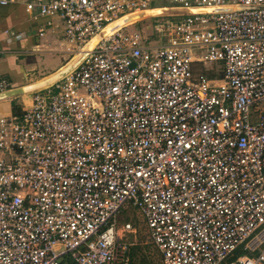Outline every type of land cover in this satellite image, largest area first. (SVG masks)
I'll return each instance as SVG.
<instances>
[{"label":"built area","instance_id":"1","mask_svg":"<svg viewBox=\"0 0 264 264\" xmlns=\"http://www.w3.org/2000/svg\"><path fill=\"white\" fill-rule=\"evenodd\" d=\"M162 1L226 9L122 26L0 115V264H134L129 208L161 264H264V0ZM152 2L25 9L59 18L69 57Z\"/></svg>","mask_w":264,"mask_h":264},{"label":"crops","instance_id":"2","mask_svg":"<svg viewBox=\"0 0 264 264\" xmlns=\"http://www.w3.org/2000/svg\"><path fill=\"white\" fill-rule=\"evenodd\" d=\"M35 1L39 0H11L0 5V77L11 83L10 89L42 81L74 59L71 55L67 59L62 52V26L59 18H51L54 24L49 26L46 22L50 18H35V9L26 11L25 5ZM39 29L44 31L42 36L38 35ZM55 54L60 57L56 63ZM38 64L48 67V71L34 73ZM4 101H0V115L12 112L11 102Z\"/></svg>","mask_w":264,"mask_h":264},{"label":"rangeland","instance_id":"3","mask_svg":"<svg viewBox=\"0 0 264 264\" xmlns=\"http://www.w3.org/2000/svg\"><path fill=\"white\" fill-rule=\"evenodd\" d=\"M153 5H155L156 7H151L147 10H152V9H156V8H163L161 6H157V5H162L165 4L164 1L162 0H153L152 2ZM144 10V11H147ZM141 11V12H144ZM139 12V13H141ZM138 14V13H136ZM167 17H171V16H163V17H157L155 19H151V18H146V19H139L140 21L134 23H130L128 25H135L136 28H142L143 33L146 35L153 33L154 34V27L156 26V23H159L160 21H164L166 19H169ZM137 21V20H136ZM127 25V24H124ZM127 25V26H128ZM148 25H150V28L148 27ZM65 56V55H64ZM67 54H66V58H67ZM59 55L55 54V63L56 61L58 62L59 60ZM65 58V59H66ZM63 62V60L61 61V63ZM37 70L34 73H39L41 71L43 72H47L48 71V67H41L39 66V64L37 65ZM44 66V64H43ZM215 77H220V74L217 73L215 75ZM9 82V81H8ZM10 83V82H9ZM13 84V83H12ZM51 85V84H50ZM11 86V83H10ZM47 88H41L39 90L45 89ZM39 90H35L29 93H25V94H21L18 95L16 97L7 99L4 102H11V106H12V110H13V106H16V112H20L23 110V108L26 107V105L30 102L33 94ZM11 100V101H10ZM125 221H130L131 224L133 225L135 232L131 233V234H127V236L129 237V240L133 243V245L131 246V249L134 253L132 254V260L135 264H161L160 261V256L158 251L156 250V248L153 246V244L150 242V240L147 237V229L145 226V223L141 217V215L133 208H129L127 211L124 212V214H117V226H120L121 224H123ZM243 253H237L236 256L242 255Z\"/></svg>","mask_w":264,"mask_h":264},{"label":"bare ground","instance_id":"4","mask_svg":"<svg viewBox=\"0 0 264 264\" xmlns=\"http://www.w3.org/2000/svg\"><path fill=\"white\" fill-rule=\"evenodd\" d=\"M161 7H163V8H156V9H152V10H147V9H149V8H145V9H137V10H132V11H130V12H127V13H125V14H123L122 16H120V17H118V18H116V19H114L112 22H110L109 24H107L102 30H101V33L100 34H102V33H105L106 35L107 34H110V33H113L114 31H116V30H118L119 28H121L122 26H127L128 24H130V23H132V22H134V21H136V20H139V19H142V18H145V17H150V16H154V14H159V13H162V12H171V10H176V11H179V10H197V9H201V8H180V7H173V6H161ZM202 8H204V7H202ZM218 8H224V7H218ZM205 9H209V8H205ZM144 10H147V11H144ZM141 11H144V12H141ZM215 11H217V10H215ZM139 12H141V13H139ZM136 13H138V14H136ZM194 13H197V12H194ZM148 14H151V15H148ZM175 14H179V13H175ZM124 24H127V25H124ZM100 34L97 36V37H95L91 42H93L96 38H99L100 37ZM86 48V47H85ZM84 48V49H85ZM83 49V50H84ZM82 50V51H83ZM80 53V52H79ZM79 53H77V54H73V55H71V57H72V61L70 62V63H72L75 59H76V56L79 54ZM87 56V55H86ZM86 56L75 66V67H73L72 69H70L69 70V72L70 71H72V70H74L81 62H83L85 59H86ZM69 63V64H70ZM69 64H67L64 68H66ZM64 68H62L59 72H61ZM59 72H57V73H55V74H53V75H51V76H49L48 78H46V79H44V80H42V81H39V82H36V83H33V84H30V85H26V86H20V87H16V88H12V89H10V87L8 88V89H10V90H8V89H5V90H2V91H0L1 93H4L3 91H5V92H7V91H11V90H16V89H21V88H28V87H30V86H34V85H37V84H39V83H42V82H46V81H48V80H50L51 78H53L56 74H58ZM68 72V73H69ZM66 75V74H65ZM64 75V76H65ZM63 75H62V77H64ZM61 77V78H62ZM60 77L59 78H57V79H55V80H53V81H51V82H49V83H46V84H44V85H42V86H40V87H36V88H34V89H32V90H30V91H27V92H23V93H20V94H25V93H29V92H31V91H35V90H39V89H41V88H44V87H46V86H50V84H57L58 83V81L61 79ZM217 83H219V82H217ZM7 90V91H6ZM8 98H10V97H8Z\"/></svg>","mask_w":264,"mask_h":264},{"label":"water","instance_id":"5","mask_svg":"<svg viewBox=\"0 0 264 264\" xmlns=\"http://www.w3.org/2000/svg\"><path fill=\"white\" fill-rule=\"evenodd\" d=\"M224 9H226V8H209V9L201 8V9H197V10H179V11L171 10V12H162V13H159V14H154V16L171 15V14H175V13L187 14V13H194V12H209V11L224 10ZM148 15H151V14H148ZM150 17H152V16H150ZM105 35H106L105 33H102V34H100V37H104ZM98 41H99V38H96L93 42H90L88 44V46L77 55L76 59L72 63H70L66 68H64L61 72L56 74L50 80H48L46 82L39 83V84L34 85V86H30V87L25 88V89L21 88V89H16V90H11V91H7V92H4V93H0V101L16 97L18 95H21L20 93L30 91V90H32V89H34L36 87H40V86H42V85H44L46 83H49V82H51V81H53V80H55V79H57L59 77L61 78L62 75L64 76L65 74H67L69 72L70 69L75 67L87 55V53L94 47V45ZM8 97H10V98H8Z\"/></svg>","mask_w":264,"mask_h":264},{"label":"trees","instance_id":"6","mask_svg":"<svg viewBox=\"0 0 264 264\" xmlns=\"http://www.w3.org/2000/svg\"><path fill=\"white\" fill-rule=\"evenodd\" d=\"M143 19V18H142ZM16 110V106H13V110H12V112L14 113V112H16L15 111ZM134 252L132 251V250H130V257H131V260H132V254H133ZM132 262H133V260H132ZM134 263V262H133ZM135 264V263H134ZM143 264V263H142ZM152 264V263H151Z\"/></svg>","mask_w":264,"mask_h":264}]
</instances>
